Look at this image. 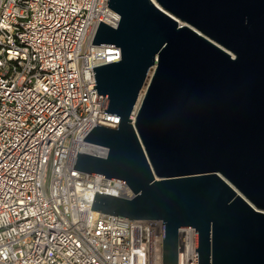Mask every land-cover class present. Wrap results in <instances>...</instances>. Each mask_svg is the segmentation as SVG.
<instances>
[{"label": "water", "instance_id": "obj_1", "mask_svg": "<svg viewBox=\"0 0 264 264\" xmlns=\"http://www.w3.org/2000/svg\"><path fill=\"white\" fill-rule=\"evenodd\" d=\"M91 44L120 48L93 67L105 113L73 169L126 183L132 198L95 191L92 210L162 220V264L178 230L195 228V264H264V0H107ZM153 69L135 119L130 116Z\"/></svg>", "mask_w": 264, "mask_h": 264}, {"label": "built area", "instance_id": "obj_2", "mask_svg": "<svg viewBox=\"0 0 264 264\" xmlns=\"http://www.w3.org/2000/svg\"><path fill=\"white\" fill-rule=\"evenodd\" d=\"M107 0H0V264H162V220L90 209L95 191L132 198L121 181L73 169L105 113L93 67L120 48L91 44L99 21L116 28ZM131 113L132 122L136 115ZM177 264H195V228L178 230Z\"/></svg>", "mask_w": 264, "mask_h": 264}, {"label": "bare ground", "instance_id": "obj_3", "mask_svg": "<svg viewBox=\"0 0 264 264\" xmlns=\"http://www.w3.org/2000/svg\"><path fill=\"white\" fill-rule=\"evenodd\" d=\"M152 71H153V69H151V70L149 71V73H148V78H147V80H146L144 86L142 87V90H141V92H140V94H139V96H138V100H137V102H136L135 110L138 108V105L140 104V101H141V99H142V97H143V95H144V92H145V89H146V85H147V83H148V81H149V78H150V76H151V74H152Z\"/></svg>", "mask_w": 264, "mask_h": 264}]
</instances>
